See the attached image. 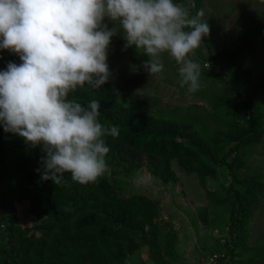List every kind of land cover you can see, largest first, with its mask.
<instances>
[{
    "label": "rangeland",
    "instance_id": "obj_1",
    "mask_svg": "<svg viewBox=\"0 0 264 264\" xmlns=\"http://www.w3.org/2000/svg\"><path fill=\"white\" fill-rule=\"evenodd\" d=\"M176 3L187 6V0ZM196 5L198 11L203 10L202 20L209 25V34L204 39L211 42V51L237 49L241 57V97L259 114L260 134L231 155L239 157L235 179H232L227 167L221 166L217 158L238 137L247 133L249 110L244 107L240 113H236L227 101L228 92L233 89L231 61L215 56L212 58L214 65L206 67L204 59L209 57L210 48L201 42L189 54L190 59L201 65L200 88L188 93L186 86L180 87L179 66L169 55L165 53L161 56L164 65L159 74L161 78L149 77L143 68V62L148 57L134 47L133 62L129 55L131 47L124 49L122 35L118 33L112 37L107 56L111 76L107 82L114 84L120 70L130 66L124 76L129 88L124 89L121 83L119 90L122 103L128 104L125 109L131 116L128 98H132V104H145L140 112L134 111L139 128L155 134L161 131L166 139L163 142L154 140L149 145L143 143L139 153L142 166L132 174L112 175L110 186L120 188L121 194L128 197L142 195L155 204L156 213L151 216L152 223L162 232L159 239H168L171 243L167 251L162 247L157 253L151 249L147 239L134 237L136 245L125 247L122 257L118 258L120 261H112L111 264H210L209 257L213 252L221 248V253L226 254L225 248L231 244V217L237 207L229 187L231 182L236 188L259 199L256 210L244 218L236 233L240 242L246 243L249 248L243 254L237 253L234 259H242L247 264L252 258H255L254 264L263 261L262 254L249 257L248 253H252L251 249L254 251L253 247H256V253L264 250V0H196ZM104 23L109 28L113 27L107 18ZM0 60L6 62L3 70L8 62H13L8 50L0 51ZM216 73L220 77L215 76ZM181 106L180 117H195L196 124L182 118L159 117L156 113ZM183 127L185 130H182ZM149 162L157 163L154 164L159 167L157 172L153 171L154 166ZM166 166H170L171 171ZM39 169L42 171V165ZM138 175L147 178L145 185H136ZM27 186L30 193L31 185ZM78 188L77 185H65L61 197H71ZM14 195L15 221L22 227H30L34 221L37 222L33 209H36L39 200L43 210L49 207L45 198L37 199L34 193L35 200L28 198L24 191L14 192ZM9 214V208L0 209V232ZM149 229L146 224V235L150 233Z\"/></svg>",
    "mask_w": 264,
    "mask_h": 264
},
{
    "label": "clouds",
    "instance_id": "obj_2",
    "mask_svg": "<svg viewBox=\"0 0 264 264\" xmlns=\"http://www.w3.org/2000/svg\"><path fill=\"white\" fill-rule=\"evenodd\" d=\"M192 8L194 0H0V49L21 61L0 71V126L40 147L41 180L60 185L67 173L87 185L111 177L104 138L118 137L119 126L98 121V100L85 106L69 94L109 80L108 48L118 33L124 49L148 57L149 77L161 78L166 53L179 66L180 87L199 90L201 65L189 54L210 29L203 10L191 16ZM135 183L147 178L138 175Z\"/></svg>",
    "mask_w": 264,
    "mask_h": 264
},
{
    "label": "trees",
    "instance_id": "obj_3",
    "mask_svg": "<svg viewBox=\"0 0 264 264\" xmlns=\"http://www.w3.org/2000/svg\"><path fill=\"white\" fill-rule=\"evenodd\" d=\"M178 1L174 0V2ZM194 2L195 8L190 9L191 16L198 11L196 0ZM262 26L264 29V21ZM202 42L210 48L208 49L210 55L204 60L213 62L212 58L215 56L224 57L233 65L231 73L233 89L228 92L227 97L232 110L236 113H240L244 107L249 110L247 133L238 137L217 158L218 163L226 166L232 179H235V167L239 164V157L237 155L231 157V155L236 154L242 146L253 142L259 136L261 129L259 114L241 97L242 61L237 49L228 51L220 48L212 52L211 42L204 38ZM129 55L135 62L134 47L129 49ZM11 59L17 64L21 62L19 56L13 53ZM5 65L6 62L0 60V71ZM129 70L130 66H124L115 77L114 84L106 82L98 89L85 85L69 94V99L75 98L85 106L92 100H98L100 112L98 121L105 125L119 126L118 137L104 138L106 146L109 147L106 162L113 176L136 172L142 166L139 153L142 151L143 143L149 145L154 140L163 142L166 139L161 131L155 134L139 128L133 115L134 111L140 112L145 104L139 102L132 104V98H128V107L132 111V116L128 115V110L125 109L128 104L122 103L119 90L121 83L124 84V89L129 88V82L124 78ZM215 76L220 77V74L216 73ZM182 108V106L174 107L156 113L159 117L182 118L196 124L195 117H180L179 111ZM182 130H185V127ZM42 155L44 153L39 146L34 148L26 144L22 138L4 132L3 127L0 126V209L9 208L11 211L6 218L3 231L0 232V264H111L112 261H120L118 258L122 257L125 247L136 245L134 237L147 239L151 249H155L157 253L162 247L165 251L168 250L171 240L159 239L162 237V232L152 223L151 217L156 213V207L149 199L138 194L129 197L123 195L120 188L110 186V178L105 177L87 185L72 184L75 182L67 173L64 175V183L60 185H55L52 181L40 180L41 173L36 170L41 166ZM149 164L153 165V171L157 172L159 167L154 165L157 163L149 162ZM169 167L166 166L171 171ZM36 179L40 181H35ZM15 180L18 181L14 182ZM27 185H31L30 193L27 192ZM65 185H77L80 188L72 191L71 197L63 199L61 196ZM229 187L237 202L229 228L231 244L225 248L226 254L219 256L214 264H247L242 259H234L238 256L237 253L243 254V251L249 248L246 243L240 242L236 233L239 232L244 218L256 210L259 199L241 188H236L232 182ZM21 191L26 192L28 198L32 197L35 200L34 193L37 199L45 198L49 203V207L43 210L41 201H38L36 209H33L37 222L34 221L30 227H22L15 221L16 214L12 200L15 197L14 192ZM146 224L150 227V233L147 235L144 231ZM113 227L119 229L114 230ZM255 249L256 247H253L254 251L251 249L252 253H248L250 254L248 256L262 254L263 261L259 264H264V250L256 253ZM253 259L255 258H252L248 264H254Z\"/></svg>",
    "mask_w": 264,
    "mask_h": 264
},
{
    "label": "built area",
    "instance_id": "obj_4",
    "mask_svg": "<svg viewBox=\"0 0 264 264\" xmlns=\"http://www.w3.org/2000/svg\"><path fill=\"white\" fill-rule=\"evenodd\" d=\"M204 65L206 66V67H211L212 65H214L213 64V62L211 61V60H204ZM223 250V249H222ZM223 255V252L221 253V248L219 249V251L218 252H213L211 255H210V257H209V263L210 264H214L215 262H216V260H217V258L219 257V256H222Z\"/></svg>",
    "mask_w": 264,
    "mask_h": 264
}]
</instances>
